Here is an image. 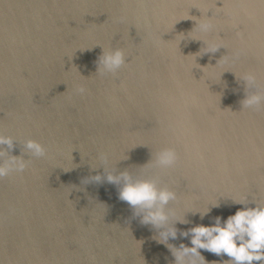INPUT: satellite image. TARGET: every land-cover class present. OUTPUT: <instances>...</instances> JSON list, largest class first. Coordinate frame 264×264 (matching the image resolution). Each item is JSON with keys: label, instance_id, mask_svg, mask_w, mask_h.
<instances>
[{"label": "water", "instance_id": "obj_1", "mask_svg": "<svg viewBox=\"0 0 264 264\" xmlns=\"http://www.w3.org/2000/svg\"><path fill=\"white\" fill-rule=\"evenodd\" d=\"M116 49L125 65L96 73ZM246 73L264 88V0H0V135L27 161L0 179V264H174L103 180L101 154L107 171L174 191L181 231L264 204V104L241 110ZM27 140L45 156L24 154ZM164 148L174 168H138Z\"/></svg>", "mask_w": 264, "mask_h": 264}, {"label": "clouds", "instance_id": "obj_2", "mask_svg": "<svg viewBox=\"0 0 264 264\" xmlns=\"http://www.w3.org/2000/svg\"><path fill=\"white\" fill-rule=\"evenodd\" d=\"M194 28L201 33H208L212 30L213 25L210 20H205L199 24L195 22ZM189 39L203 42L207 49L203 54H214L222 48L221 45L217 44L205 45L203 40ZM236 55L238 57L239 54ZM125 63L126 59L122 50H102L96 61V73L101 75L105 73L115 74ZM240 81L244 82L245 90L255 89V91H245V98L240 101L241 110H258L264 104V88L258 84L256 75L246 73L240 77ZM85 91L84 87L76 88L78 94H84ZM2 146H7L8 151H5ZM13 146L14 141L11 137L0 135V179L12 172L22 173L27 167V161L22 157L9 155ZM23 148L24 154H30L37 158L45 156L44 147L34 140H27ZM99 158L104 171L103 180L118 187V199L129 205L133 217H139L141 225L151 226L157 231V243L168 248L174 257V264H197V261H200V264H206L200 250L212 253L217 257L227 256L229 259L223 264H253L254 261L264 264V204L248 207L249 203L234 202L245 207L242 210H237L234 215L229 216L223 222L220 217H215L212 226L197 225L181 231L175 225L177 223L187 224L188 221L184 216L182 219L175 218L174 211L168 207L170 203L177 200L174 191L167 186H159L158 178L155 176L150 179H141L134 177L128 169L118 173L116 169L107 171L103 166L107 163V156L101 154ZM177 160V153L173 148H164L155 154L154 159L151 155L149 162L138 168L145 169L151 164L155 169L167 170L174 168ZM90 180L100 183L102 177L97 174L90 177ZM213 207H219V204L217 203ZM209 211L208 208L203 213L195 212L193 214L198 213L203 219ZM178 232L180 238L190 240L191 247L183 243L179 247H175L168 243L170 239L176 240L178 238Z\"/></svg>", "mask_w": 264, "mask_h": 264}]
</instances>
